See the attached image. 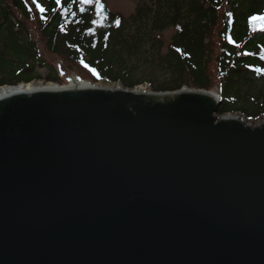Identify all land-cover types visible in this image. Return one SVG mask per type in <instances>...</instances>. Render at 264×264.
Here are the masks:
<instances>
[{
	"label": "water",
	"instance_id": "1",
	"mask_svg": "<svg viewBox=\"0 0 264 264\" xmlns=\"http://www.w3.org/2000/svg\"><path fill=\"white\" fill-rule=\"evenodd\" d=\"M72 82L0 99V264H264V124Z\"/></svg>",
	"mask_w": 264,
	"mask_h": 264
},
{
	"label": "trees",
	"instance_id": "2",
	"mask_svg": "<svg viewBox=\"0 0 264 264\" xmlns=\"http://www.w3.org/2000/svg\"><path fill=\"white\" fill-rule=\"evenodd\" d=\"M32 23L45 52L92 84L156 93L219 87L218 116L264 117V0H139L128 18L104 0H0V88L61 83ZM168 29L175 33L165 49Z\"/></svg>",
	"mask_w": 264,
	"mask_h": 264
},
{
	"label": "rangeland",
	"instance_id": "3",
	"mask_svg": "<svg viewBox=\"0 0 264 264\" xmlns=\"http://www.w3.org/2000/svg\"><path fill=\"white\" fill-rule=\"evenodd\" d=\"M105 3L107 4L108 9L112 12V13H117V14H121L122 16H124L125 18H128L129 16H131L136 8L138 7V1L139 0H104ZM30 29H32L35 32V42L38 43V45H40V50L43 52L45 58L48 61L49 66L53 67L55 69V71H57L58 73V77L61 80V83H56V82H51V81H45V80H41L35 83H31L32 85H34L35 87H39V86H48V85H53L56 87H68L70 85V82H72V79H76V78H80V70L77 66L71 64L69 61L65 60V58L63 57H59V56H52L49 55L47 52H45L44 47L42 45V40L40 39L39 36L36 35V26L34 23L29 24ZM175 30L174 29H168L166 30L163 34H162V40L165 44V49L166 47L169 45L172 36L174 35ZM70 69V70H69ZM41 75L42 77H46L47 72L45 70L41 71ZM83 81H86L87 83H90L87 80L82 79ZM100 85L104 86V87H115L116 86H121L120 84H108V83H104V82H100ZM144 89L148 92H152L149 88L148 85H142L139 87H136L135 89ZM190 88V87H187ZM193 88V87H192ZM195 89V88H194ZM134 90V89H133ZM217 90H219V87L214 88L211 91H207V92H216ZM234 116L241 118L246 124L251 125V126H258V125H262L264 122V117H262L261 119H258L256 121H250L247 120L244 116H240L237 114H234Z\"/></svg>",
	"mask_w": 264,
	"mask_h": 264
},
{
	"label": "bare ground",
	"instance_id": "4",
	"mask_svg": "<svg viewBox=\"0 0 264 264\" xmlns=\"http://www.w3.org/2000/svg\"><path fill=\"white\" fill-rule=\"evenodd\" d=\"M96 87H101V88H106L107 90H111V91H115L117 90V86L115 85V87H104L100 84H95ZM80 87H82V85L80 84H74L73 82H70V85L68 87H66L65 89H79ZM58 88V87H57ZM56 86L53 85H48V86H39V87H35L32 84H24V85H19L15 88L13 87H2L0 88V99L4 98L5 96H7L8 94L14 92V91H19V90H23V91H27V92H34V91H47V90H54L57 89ZM60 89V88H58ZM137 93L141 94L142 92H144V89H136ZM229 119H235V116H231ZM264 124V122H263Z\"/></svg>",
	"mask_w": 264,
	"mask_h": 264
},
{
	"label": "snow or ice",
	"instance_id": "5",
	"mask_svg": "<svg viewBox=\"0 0 264 264\" xmlns=\"http://www.w3.org/2000/svg\"><path fill=\"white\" fill-rule=\"evenodd\" d=\"M32 2L35 4L36 3V0H32ZM80 3L81 4H87V3H90V0H80ZM37 7L39 8V10L41 12H44L45 11V9L42 8V7H40L39 4H37ZM256 20H257V17H253V27H255ZM116 24H117V26L119 25V20L118 19L116 20Z\"/></svg>",
	"mask_w": 264,
	"mask_h": 264
}]
</instances>
